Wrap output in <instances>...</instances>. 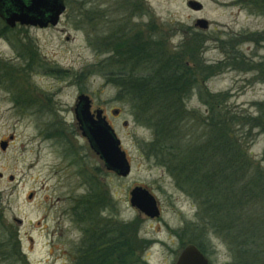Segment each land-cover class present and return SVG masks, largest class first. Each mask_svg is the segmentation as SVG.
<instances>
[{"label": "rangeland", "instance_id": "rangeland-1", "mask_svg": "<svg viewBox=\"0 0 264 264\" xmlns=\"http://www.w3.org/2000/svg\"><path fill=\"white\" fill-rule=\"evenodd\" d=\"M187 1L64 0L56 26L16 27L0 36V142H7L0 148V264H76L89 243L101 251L91 261L106 264L110 254L117 264L123 238L133 251L131 264H175L197 238L210 243L211 264H230L231 247L206 224L193 187L160 164V152L149 150L153 129L110 79L121 62L116 53L138 38L152 40L155 46L146 48L167 57L181 55L188 82L175 105L184 113L183 141L202 144L211 110L238 117L229 127L237 155L264 173V132L246 125V116H256L264 103L258 71L264 67V14L239 0H197L200 11ZM197 18L209 22L206 30L194 27ZM191 53L198 63L189 60ZM144 65L148 70L150 63ZM81 94L89 96L91 111L102 110L120 140L128 176L106 170L82 136L73 112ZM177 158L167 160L174 170L181 166ZM135 186L154 196L158 217L130 205ZM88 194L95 195L91 206ZM260 201L264 205V199L250 205ZM82 206L89 207L85 214Z\"/></svg>", "mask_w": 264, "mask_h": 264}, {"label": "trees", "instance_id": "trees-1", "mask_svg": "<svg viewBox=\"0 0 264 264\" xmlns=\"http://www.w3.org/2000/svg\"><path fill=\"white\" fill-rule=\"evenodd\" d=\"M238 2L245 4L251 12L264 14V0ZM137 40L126 50L116 53L115 57L122 63L114 68L115 73L110 79L120 88V94L127 98L138 119L153 129L154 138L149 150H154L157 156L160 152V164L184 185L193 187L191 195L204 211L206 224L214 233L223 236L231 247L230 264H264V205L261 201V205H250L252 200L264 199V173L237 155L238 139L236 134H230L229 127L231 120L238 117L211 110L204 117L202 144H186L181 130L184 113L175 105L177 95L184 92L182 87L188 82L183 73L184 59L181 55L167 57L155 48L147 49L149 45L155 46L152 40L151 43L147 39ZM162 56L165 60L161 59ZM188 58L198 63L195 54L191 53ZM146 62L150 63L148 70L144 67ZM156 63L160 64L158 68L153 66ZM135 70L139 73L136 74ZM142 70L144 73L140 74ZM258 71L264 80V67L259 65ZM257 109L256 116H246V125L259 127L264 132V103L257 104ZM166 150L170 153L165 158ZM184 152L192 154L185 158ZM172 156L180 159V168L174 170L167 162ZM85 197L91 206L95 195ZM88 208L82 206L80 214H85ZM122 228L124 232L125 225ZM190 243L208 257L209 242L197 238ZM129 244L123 238L120 248L117 245V264H131L133 251ZM109 255L105 256L104 262L113 264ZM89 262L98 264L97 259ZM89 262L82 253L76 264Z\"/></svg>", "mask_w": 264, "mask_h": 264}, {"label": "water", "instance_id": "water-1", "mask_svg": "<svg viewBox=\"0 0 264 264\" xmlns=\"http://www.w3.org/2000/svg\"><path fill=\"white\" fill-rule=\"evenodd\" d=\"M4 5H8V9H4ZM188 7L192 10H200L202 4L197 0H190ZM64 11V0H0V16L10 26L16 22L39 27H45L48 23L56 26ZM197 23L202 29L208 28V21L204 18H198ZM90 107V98L84 94L79 95L73 111L82 136L103 162L106 170L120 177L128 176L131 165L121 148L120 140L102 115V110L92 112ZM113 113L117 114V111ZM6 147V141L0 142L2 150ZM129 203L148 218H155L160 214L156 199L142 186H135L130 190ZM175 264H211V262L197 246L189 243L181 250Z\"/></svg>", "mask_w": 264, "mask_h": 264}, {"label": "flooded vegetation", "instance_id": "flooded-vegetation-1", "mask_svg": "<svg viewBox=\"0 0 264 264\" xmlns=\"http://www.w3.org/2000/svg\"><path fill=\"white\" fill-rule=\"evenodd\" d=\"M190 0H188L187 1V5H188V2H189ZM8 5H4V9H8ZM202 9V8H201ZM200 9V10H201ZM192 10V9H191ZM200 10H193V11H200ZM198 19V18H197ZM197 19H195V21H194V27H199V25H198V23H197ZM0 22L2 23V30L0 31V36H2V37H6L7 36V34H8V32H11V30H13L14 28H16V27H19V28H26V27H36V28H40V29H43V28H48V27H50V26H52L50 23H48L47 24V26H45V27H39V26H37V25H24V24H20L19 22H16L13 26H10V25H8V24H6L5 23V21H4V19L0 16ZM208 26H209V22H208ZM53 27V26H52ZM200 28V27H199ZM203 30H206V29H203ZM79 96V95H78ZM78 96H77V98H78ZM77 98H76V101H77ZM76 103V102H75ZM117 116V115H116ZM92 243H89L88 244V246H87V249H86V251H85V256H86V258H87V260H88V262L89 261H91V257L92 256H94V255H100L101 253H99V252H101L100 250H98L97 248H95L96 246H94V245H91ZM96 257V256H95ZM104 257V256H103ZM88 264H90V262L88 263Z\"/></svg>", "mask_w": 264, "mask_h": 264}]
</instances>
